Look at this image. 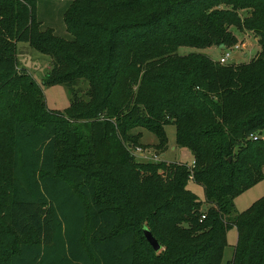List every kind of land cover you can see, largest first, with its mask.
<instances>
[{
    "label": "trees",
    "instance_id": "obj_1",
    "mask_svg": "<svg viewBox=\"0 0 264 264\" xmlns=\"http://www.w3.org/2000/svg\"><path fill=\"white\" fill-rule=\"evenodd\" d=\"M70 1L67 38L38 0H0V264H221L232 227L227 264H264V195L233 214L264 178V0ZM232 26L257 39L248 62L176 53L229 49ZM18 42L53 58L42 85ZM56 84L73 96L63 112L47 107ZM167 124L192 164L137 159L136 130L159 155Z\"/></svg>",
    "mask_w": 264,
    "mask_h": 264
},
{
    "label": "rangeland",
    "instance_id": "obj_2",
    "mask_svg": "<svg viewBox=\"0 0 264 264\" xmlns=\"http://www.w3.org/2000/svg\"><path fill=\"white\" fill-rule=\"evenodd\" d=\"M70 0H38V17L42 21V27H52L55 33L71 38V34L67 31L66 24L64 22L63 13L70 4ZM241 17L247 15L246 10L240 11ZM230 30L236 35L238 41L235 45L239 46V49H234L233 46L229 49H222L219 46L209 47H192V46H179L176 53L179 55H186L189 53H202L219 60V57L224 55L226 51L230 56L226 60V63H243L252 59L259 51L260 47L255 40V35L250 31H244L241 33L235 27H230ZM247 35V36H246ZM17 57L21 68L26 69L35 80L42 85L43 78L53 67V58L49 55H45L32 48L27 42H18ZM89 88V83L86 80H80L76 86L81 96H86V91ZM47 107L50 110L63 112L68 108L72 102V93L69 87L65 84H56L51 86H44ZM142 130V144L149 146L144 148L145 156H150V151L154 150L153 145L156 144V136L146 129ZM165 133L167 137V148L164 152L157 155L158 159L165 160L167 162H182L190 165L192 163L191 154L187 149L178 147L175 143V126L173 124L165 125ZM137 159L140 161L150 160L143 157L142 153L135 150ZM187 188L192 191L199 200L202 201V208L208 207V203L204 198L203 187L193 180H189ZM264 195V178L256 185L247 189L234 199V211L233 214L243 211L251 203ZM237 239L236 228L232 227L227 232L226 247L224 249L223 258L221 264H227L232 258L234 245Z\"/></svg>",
    "mask_w": 264,
    "mask_h": 264
},
{
    "label": "built area",
    "instance_id": "obj_3",
    "mask_svg": "<svg viewBox=\"0 0 264 264\" xmlns=\"http://www.w3.org/2000/svg\"><path fill=\"white\" fill-rule=\"evenodd\" d=\"M233 48H234V49H239V46H238V45H234ZM229 56H230L229 52L226 51V52L224 53V55L221 56V57L219 58L218 61H219L220 63H226V60L229 58ZM135 150H136V151H139L140 153H142L143 157H145V158H147V159H150V158H151V161H158V160H160V159L157 158V154H156V152L153 151V150L150 151V154H151L150 156H145V151H144V148H143V147H136V148L134 149V152H135ZM192 163H193V162H192ZM192 163H191V164H192Z\"/></svg>",
    "mask_w": 264,
    "mask_h": 264
},
{
    "label": "water",
    "instance_id": "obj_4",
    "mask_svg": "<svg viewBox=\"0 0 264 264\" xmlns=\"http://www.w3.org/2000/svg\"><path fill=\"white\" fill-rule=\"evenodd\" d=\"M145 233V237L146 239L149 241V243L151 244V246L154 248V250L158 251L160 249V244L158 243V241L156 240V237L152 234V232L145 228L144 230Z\"/></svg>",
    "mask_w": 264,
    "mask_h": 264
},
{
    "label": "crops",
    "instance_id": "obj_5",
    "mask_svg": "<svg viewBox=\"0 0 264 264\" xmlns=\"http://www.w3.org/2000/svg\"><path fill=\"white\" fill-rule=\"evenodd\" d=\"M241 33H243V32H241ZM246 36H247V35H246ZM255 40H256V38H255ZM212 46H213V45H212ZM221 56H222V55H221ZM221 56H220V57H221ZM209 57H210V56H209ZM220 57H219V58H220ZM211 58H212V57H211ZM212 59H213V58H212ZM214 60H216V59H214Z\"/></svg>",
    "mask_w": 264,
    "mask_h": 264
}]
</instances>
